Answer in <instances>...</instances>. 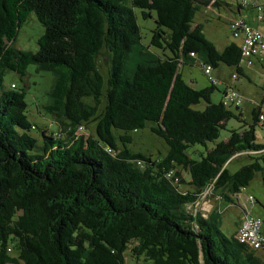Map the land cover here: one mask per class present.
I'll list each match as a JSON object with an SVG mask.
<instances>
[{"label":"trees","instance_id":"16d2710c","mask_svg":"<svg viewBox=\"0 0 264 264\" xmlns=\"http://www.w3.org/2000/svg\"><path fill=\"white\" fill-rule=\"evenodd\" d=\"M218 3L0 0V264H128L127 256L142 264H264L259 250L217 227L223 202L247 211L240 196L264 170V143L255 134L264 108L251 110V122L236 114L230 106L241 103L223 100L235 89L229 82L221 100H211L221 82L213 68L235 66V80L246 61L241 41L219 50L194 19L198 9ZM137 10L143 19L154 12L148 43ZM31 12L44 27L36 51L14 44ZM195 62L207 78L211 66L212 79L201 88L181 71ZM29 64L53 74L43 107L56 129L30 122L25 86L6 83L8 72L25 77ZM231 119L240 124L227 125ZM147 124L167 143L164 155L132 149ZM35 128L41 144L30 132ZM242 154L251 160L232 171ZM204 198L216 207L197 210Z\"/></svg>","mask_w":264,"mask_h":264},{"label":"rangeland","instance_id":"374dc122","mask_svg":"<svg viewBox=\"0 0 264 264\" xmlns=\"http://www.w3.org/2000/svg\"><path fill=\"white\" fill-rule=\"evenodd\" d=\"M240 0H219L221 5V10L223 12L226 10V3L231 5H236ZM204 8V7H203ZM202 8V9H203ZM202 9H198L195 13L194 19L200 21L203 24V31L206 38L212 41L215 46L219 49L222 46L221 40L226 38H233L236 41H240V37H234L232 35L230 26L228 24V18H218L215 14H211L207 17ZM138 13V23L140 25V33L142 36V41L148 43L151 31L156 26L154 22V12L153 17L143 19ZM44 32L43 25L38 21L34 12H31L26 20L22 23L19 28L18 34L15 39V46L36 51L38 48L37 40ZM152 52L156 53V49H151ZM105 57L102 52L98 57V62L103 71L106 70ZM243 66V63H241ZM244 67V66H243ZM181 71L187 81L190 78L194 79V85L197 88H201L209 84L207 76L202 71L199 62L194 64H184L181 67ZM234 71V66L221 64L218 68H213V75L217 77L221 82L217 85V88L211 94V100L213 102H218L221 100L223 89L225 83H231L234 88L241 94L242 101L237 109L235 105H231V109L238 114L241 112V116L248 122L252 121L251 110L255 101H259V87L258 85L264 83V70H252L253 74H250V80L247 79L245 75L240 74L235 80H232L231 75ZM15 81L19 87L25 86V101L27 103V117L30 122L36 124L39 128H48L53 130L57 128V124L53 121V116L46 111L43 105L49 101V92L53 83V74L50 71H37L35 64H29L26 70L25 77H21L15 72H8L6 75V83L9 81ZM264 105V103H262ZM200 107H203L201 105ZM52 122V123H51ZM240 123L234 119L228 121L227 125L234 126ZM90 129L95 128V121L90 122ZM31 134L37 139V143L41 144V133L38 128L31 129ZM225 130H221V136L225 135ZM256 140L259 143H264V123H259L255 129ZM135 152H140L143 155L151 154L153 156L164 155L167 151L168 145L164 139L157 134L153 133L150 126L147 124L144 128L140 129L134 134L133 143L131 145ZM251 158L247 154L238 155L230 163L229 168L232 171L237 170L242 164L250 161ZM187 184H180L179 187H186ZM182 188V189H183ZM251 194L256 199V203L250 204L247 201V196ZM240 199L246 202L245 205L257 216L264 217V170L257 172L254 177L249 181L248 185L241 194ZM244 205V204H243ZM216 203L213 200H208L204 198L196 206L197 210L201 212L211 211ZM243 211L236 204H226L222 203L219 209V215L217 220V227L228 237H231L234 229L236 227L237 221L240 217H243ZM128 264H142L144 261L140 262L132 261L127 256L126 259ZM147 264H153L148 261Z\"/></svg>","mask_w":264,"mask_h":264},{"label":"built area","instance_id":"2783aa9c","mask_svg":"<svg viewBox=\"0 0 264 264\" xmlns=\"http://www.w3.org/2000/svg\"><path fill=\"white\" fill-rule=\"evenodd\" d=\"M247 0H242V4H247ZM258 20L263 19L262 12L264 10V4L257 5ZM232 35L234 37H240V52L246 59V62H250L249 59L256 57L259 60L264 61V36L261 32L247 23L243 16H236L228 20ZM205 73L208 78L212 79L211 66L205 65ZM224 103L233 102L234 104L241 103V96L237 90L229 88L223 94ZM260 123H264V109L259 113ZM253 197L247 196L248 203H252ZM242 204H246L243 202ZM248 205H245L247 207ZM248 208V207H247ZM235 239L238 243L249 246L259 250L264 257V220L252 214L249 208L243 213V218L235 232Z\"/></svg>","mask_w":264,"mask_h":264},{"label":"crops","instance_id":"0c3cea01","mask_svg":"<svg viewBox=\"0 0 264 264\" xmlns=\"http://www.w3.org/2000/svg\"><path fill=\"white\" fill-rule=\"evenodd\" d=\"M241 1V0H240ZM238 1L236 3V5H231L229 3H226V10L225 12H223L221 10V5L219 4V7H212V6H205L202 10L204 12V14H207V17H209L211 14H215L216 17L218 18H228L231 19L233 17L236 16H244V18L253 26L258 27L263 33H264V21L263 22H258L256 20V14H257V10L253 7V2H259V3H264V0H248L249 4L247 6H239V2ZM199 23H201L200 21H197ZM222 42V46L221 48H219V50H222L226 45L234 42L236 44L239 45L240 41H236L233 38H226L225 40H221ZM249 63L246 61H242L239 63V70H240V74L245 75L247 77V79L250 80V74H253L255 72H253L252 70H264V61H260L259 59H257L256 57H252L249 59ZM241 63H243V66L241 65ZM236 70V67L234 66V71ZM232 71V73L234 72ZM239 74V75H240ZM259 87V98L261 97V91L262 88H264V83H261L258 85ZM261 106L262 108H264V105L262 103H260L259 101H255L254 103V107L257 106ZM253 107V108H254ZM216 206H214L215 208ZM210 211V210H209ZM237 227H235L234 232L237 230Z\"/></svg>","mask_w":264,"mask_h":264}]
</instances>
